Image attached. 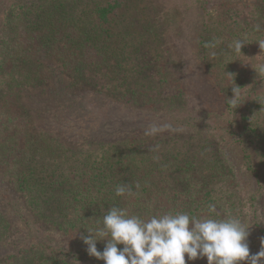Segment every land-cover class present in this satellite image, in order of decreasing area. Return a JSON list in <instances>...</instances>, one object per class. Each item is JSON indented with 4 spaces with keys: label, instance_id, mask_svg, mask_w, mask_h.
I'll return each mask as SVG.
<instances>
[{
    "label": "trees",
    "instance_id": "trees-1",
    "mask_svg": "<svg viewBox=\"0 0 264 264\" xmlns=\"http://www.w3.org/2000/svg\"><path fill=\"white\" fill-rule=\"evenodd\" d=\"M31 2L32 8L14 11L10 8L12 0H0V264H104L87 254L81 237L88 235L86 230L101 226L98 219L109 208L115 206L128 216L145 219L177 212L193 216L202 209L199 202L211 201L213 189L186 182L193 170L189 175L185 152L162 160L152 149H140L142 142L133 138L139 134L118 142H103L98 147L99 155L77 135L70 138L80 148L61 143L57 134L74 131L83 121L81 114H101L104 120L109 119L110 114L104 111L110 103L102 102L107 92L122 102L113 107V120H121V115L138 107L153 109L155 114L156 97L163 94L159 86L150 79L146 85L134 86L130 81L143 74V66L138 67L135 62L131 65L130 60L138 59L148 47L142 39L152 36L154 25L149 26L135 15L130 22L136 23V34L117 29L118 20L136 0H101L90 10L77 6L84 0ZM69 10L72 11L68 13ZM134 12L138 14L139 9L135 7ZM224 19L225 25L218 34L219 46L232 44L238 38L257 44L264 37V0L252 1L250 5L231 4ZM199 37L202 40L198 56L209 65L208 55L214 49L208 42L210 35ZM196 65L197 62L194 69ZM164 76L163 72L157 73V83L167 82ZM196 76V93L202 106L213 91L217 93L218 85L219 96H227L223 99L225 109L230 114L238 112L236 124L242 131L232 143L227 142L228 148L211 142L215 151L209 159L214 158L223 167L226 161L242 166L245 177L254 180L257 199H262L264 190L250 160H264V130L260 124H264V116L260 118L262 122L256 115L252 117L254 107L264 109V98H256L261 105L252 101L254 97L251 101L248 97L243 99V103L239 100V111L227 100L232 98V88L226 94L217 81L219 77L209 73L202 78H198L201 74ZM116 80L120 84H109ZM82 83L104 93L72 100L70 91ZM187 87L191 90L190 84ZM182 93L178 89V93L170 95L180 98ZM245 93L248 92L241 95ZM251 104L253 108L246 116ZM171 107L175 110L173 104ZM130 127L142 133L133 123ZM244 130L253 138H247ZM117 133L124 135L122 131ZM83 144L88 147L83 149ZM208 176L213 177L212 172ZM117 185H127L130 192L117 196ZM260 235L264 236V229ZM105 243L98 241V250L102 251ZM186 257V264H191Z\"/></svg>",
    "mask_w": 264,
    "mask_h": 264
},
{
    "label": "rangeland",
    "instance_id": "rangeland-1",
    "mask_svg": "<svg viewBox=\"0 0 264 264\" xmlns=\"http://www.w3.org/2000/svg\"><path fill=\"white\" fill-rule=\"evenodd\" d=\"M99 1L101 0H84L83 3L77 6H85L90 10L93 8L94 3ZM252 1L255 0H136V3H131L124 15L118 20L120 25L117 26V29L121 28L126 34L132 32L133 35L136 34L138 32V29L134 31L136 23L130 22L135 18V15L138 16V19L148 22L149 26H152L151 23L154 25L152 36L148 35L142 39H145L148 47L141 51L138 59L133 58L130 60L131 65L132 62H135L138 67L143 66V74L139 78L130 79V81H132L131 85L134 86L146 85L148 83L147 79H150L154 86H159L158 89L163 94L156 97L155 114L153 109L138 107L132 108L128 115H121L123 116L121 120H117L118 117L113 120L111 115L113 107L122 104V102H119L118 97H114L112 93L107 92L104 94L102 102L110 103V107L104 111L110 114L108 120H104L101 114L93 116V114L84 113L80 117L83 121L77 124L75 132L64 133L62 131L63 134L61 132H59L60 135L57 134L61 137L60 141L63 145L70 148H80V144L75 145L70 138L77 135L78 139L81 138V140L84 139L88 142L90 149H96L91 151L97 155L100 154V151H98L99 145L118 142L120 139L132 137L134 133L139 134V136L133 138L142 142L143 145L140 147L142 151L149 152L156 145H159V148L154 152L162 160L169 157L170 154L174 156L178 155L177 153L185 152L184 157L187 159L188 164L184 161V165H188L186 168L188 174L190 175L193 170L192 176L186 182L200 183L203 189H206L209 185L213 189L211 201L201 200L199 206L202 209L195 211L196 213L193 216L197 218L207 217L209 215V205H214L213 218H239L249 228L250 255L259 252L261 247L260 238L264 237L260 235L261 229H264V196L262 199H257L258 195L253 190L254 180L245 177L242 166L230 165L226 161L225 167H223L216 163L218 161L214 158L209 159L211 152L215 151L211 148V142L221 143L225 145V148H228L227 142L230 144L238 136L240 137L242 131L236 124L239 120V114L238 112L230 114L225 109L223 99L227 96L225 94L224 97L219 96L218 85L215 87L217 93L213 91L208 96L205 106H202L201 98L196 93L195 80L197 78L196 74H201L198 78L204 77L207 73L212 74V77L216 75L219 77L217 81L220 82V87H223L226 94L230 92L229 87L235 86L234 83L240 87L243 85L245 88L242 87L241 93L245 91L248 93L240 96L241 102L243 103V99L247 97L251 101L254 97L252 101L257 105H261L262 102L256 100V98L257 96L264 98V72H259V67L264 65V49H260L258 43L245 42L241 49L242 54H240L229 48L230 43L219 46L221 43L219 39L221 38L218 36L222 31L221 28L225 25L224 13L227 7L231 4L250 5ZM70 6L75 7L72 4ZM20 7L24 11L30 9V7L32 8L31 0H12L10 8L17 11ZM135 7L139 9L138 14L134 12ZM71 11L69 10L68 13ZM69 23L72 24L73 22ZM139 25H142L141 22ZM200 34H203L204 37L210 35L208 42L210 47H214L212 54L208 55L209 65L198 56L199 41L202 40L199 37ZM203 40L205 41V38ZM237 40L241 39L238 38ZM262 40H264V37L260 41ZM196 62L198 66L196 65L194 69ZM122 65L127 69L129 68L125 64ZM224 71L233 74L230 80L226 73H222ZM159 72L165 74L163 79L166 78L167 82L157 83L160 79L157 77ZM109 84H120V82L116 80L109 82ZM188 84H190L191 90L187 87ZM178 89L183 90L180 98L170 95L174 91L178 93ZM122 90L121 87L120 91ZM103 93L104 91L93 85L82 83L74 87L73 91H70V96L72 100H77L84 95L89 94L88 97L92 98L91 95ZM168 95L173 98H169ZM125 97L127 99L128 95ZM173 99H176V101ZM171 103L175 110L171 107ZM239 105L241 104L234 106V109L237 107V110H241L242 107ZM252 108V104L248 106L245 111L246 116L249 109ZM262 112L263 110L260 108L255 109L254 107L252 117L256 115V118L261 121L260 118L264 116ZM132 123L140 128L142 133L134 132V127H130ZM150 124H168L171 127L165 128L155 135H146V129ZM260 124L262 130H264V124ZM79 128L81 130H78ZM117 131L124 132V135L117 133ZM171 133H173V138L170 137ZM243 133L247 138H253L249 131L244 130ZM174 142L176 144L172 146ZM138 144H135V147ZM121 145L125 147V143ZM81 147L84 149L88 146L83 144ZM254 151H258V149ZM250 162L255 170L258 184L264 190V163L256 162L255 158H251ZM194 168H196V172ZM209 172H212L213 177L209 178ZM173 178L176 179L174 176ZM253 197L255 198L253 199ZM188 262L191 264H207V258Z\"/></svg>",
    "mask_w": 264,
    "mask_h": 264
},
{
    "label": "clouds",
    "instance_id": "clouds-1",
    "mask_svg": "<svg viewBox=\"0 0 264 264\" xmlns=\"http://www.w3.org/2000/svg\"><path fill=\"white\" fill-rule=\"evenodd\" d=\"M244 44L243 40H236L229 48L242 54ZM258 45L264 49V40ZM259 72H264V65ZM226 75L233 76L228 72ZM234 85L233 96L227 100L237 106L242 87ZM169 127L150 124L145 134L155 135ZM158 148L156 145L152 151ZM126 192H130L127 185L115 188L117 196ZM214 213L215 206L209 205L205 218L177 212L145 219L128 216L123 209L113 206L98 219L101 226L86 230L88 235L81 238L87 254L104 264H186L185 256L188 261L206 257L207 264H264V237L260 238L259 252L250 255L249 228L237 217L216 219ZM98 241H106L102 251L97 248Z\"/></svg>",
    "mask_w": 264,
    "mask_h": 264
}]
</instances>
